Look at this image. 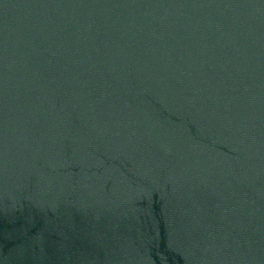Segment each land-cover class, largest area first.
Masks as SVG:
<instances>
[{
	"label": "water",
	"instance_id": "1",
	"mask_svg": "<svg viewBox=\"0 0 264 264\" xmlns=\"http://www.w3.org/2000/svg\"><path fill=\"white\" fill-rule=\"evenodd\" d=\"M0 264H264V0H0Z\"/></svg>",
	"mask_w": 264,
	"mask_h": 264
}]
</instances>
